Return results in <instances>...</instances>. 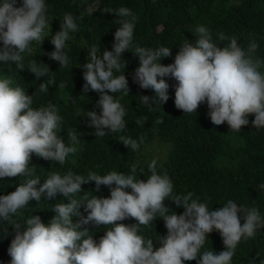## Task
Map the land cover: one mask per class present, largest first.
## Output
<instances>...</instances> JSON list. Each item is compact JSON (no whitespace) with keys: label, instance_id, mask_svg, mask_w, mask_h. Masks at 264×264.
Here are the masks:
<instances>
[{"label":"clouds","instance_id":"obj_1","mask_svg":"<svg viewBox=\"0 0 264 264\" xmlns=\"http://www.w3.org/2000/svg\"><path fill=\"white\" fill-rule=\"evenodd\" d=\"M45 0H0V61L12 62L19 70L25 69L24 54L33 51V41L41 43L50 34V21L47 16ZM115 15L121 26L114 33L112 50L105 49L100 55V47L92 45L88 50L87 63L83 64L82 92L90 90L99 94L96 111H84L88 127H94L95 137L119 133L126 129L124 117L126 110L114 94H129V83L122 69L127 61L122 54L129 49L139 58V66L134 70L133 81L142 89H151L154 96H140V104L152 110L159 102L169 100L170 85L165 77L177 81L174 104L183 113L197 112L206 103L207 115L214 125L225 122L230 131L240 132L242 126L249 124L248 116L254 114L252 121L256 129L264 128V59L254 57L259 45L253 38L247 48L238 43L235 36H218L223 47L213 40L208 27L197 25L194 28L195 41L187 38L179 46L174 62L161 63L162 58L172 56V48L159 46L155 49L133 46L134 28L138 17L127 7H120ZM89 14L91 10H89ZM71 12H66L60 31L51 38L54 50L47 53L49 59L67 67L65 52L70 32H77L78 25ZM47 29V33L45 30ZM27 70L35 74L37 80L49 74V67H40L35 60L28 63ZM115 73H120L115 75ZM9 78H0V178L26 177L15 190L0 196V221L6 222L14 230V238L8 247L10 264H231L238 243L255 238L257 231L264 228V217L255 207L242 210L237 203L228 200L221 208L212 210L206 202H199L192 192L173 194L170 177L159 174L157 161L148 165L147 179L137 177V169L131 173L115 170L107 174L89 171L87 176L71 170L65 174H51L40 184L34 177L36 166L31 164L32 155L64 165L69 154L77 152L79 143L77 129L68 130L69 144L64 142L62 133L63 118L56 105L34 108L33 95H28L19 86H10ZM55 84L50 77L39 85L40 92H47L49 85ZM60 88L65 87L61 82ZM146 119V117H145ZM142 125L143 120L135 121ZM119 141L126 147L137 151L144 143L130 136L121 135ZM31 165V167H30ZM144 170L141 169V172ZM95 182V191L107 186L110 196L89 197L91 191L84 192L80 199L82 185ZM264 189V183L259 185ZM131 189V192L125 189ZM61 194L68 203H55L51 210L55 215L45 225L38 215H32L25 223L13 217L19 210L29 205L31 200L40 201L42 195L54 199ZM171 200L184 211L177 214L165 206ZM84 205L86 216L79 208ZM171 210V211H170ZM243 211V224L238 213ZM80 219L73 223L72 216ZM160 217L167 234L159 237L162 246L154 250L153 240L145 239L140 226H148ZM132 218L137 223H120ZM106 226L105 234L97 242L86 225ZM216 230L222 237L225 250L216 254L212 250L201 252L206 238ZM7 236L8 228L3 229ZM264 264V261H261Z\"/></svg>","mask_w":264,"mask_h":264},{"label":"trees","instance_id":"obj_2","mask_svg":"<svg viewBox=\"0 0 264 264\" xmlns=\"http://www.w3.org/2000/svg\"><path fill=\"white\" fill-rule=\"evenodd\" d=\"M47 16L50 21V34L41 43L33 41L32 52H25V69L19 70L12 62L0 61V78H9L10 86L21 87L26 94L33 95V107L47 106L49 102L56 105L63 118L62 133L64 142L69 144L68 130L77 129L79 143L77 152L69 154L64 165L56 161L45 160L32 155L31 164L36 166L34 177L40 178L39 188L51 174L59 172L65 174L71 170L87 176L89 171L97 174H107L110 171L131 173L137 169L139 179H147L148 165L155 159L159 174H167L173 183V194H187L192 192L199 202H206L210 209L221 208L228 200L237 203L242 210L255 207L264 217V189L259 185L264 183V128L256 129L252 121L254 114L248 116L249 124L242 126L240 132L230 131L225 122L214 125L207 115V104H201L197 112L183 113L174 104L175 85L177 81L165 77L170 85L169 100L161 105L159 102L152 106V110L140 104V96H154L151 89H142L133 81L134 70L139 66V58L131 51L122 54L127 67L122 69L129 83V94L122 92L114 96L126 110L124 120L126 129L119 133H108L105 137H95L94 127H88L87 117L81 115L84 111L94 110L100 114L97 106L99 94L94 91L83 93L84 69L87 63L88 50L92 45L100 47V55L105 49L111 51L114 43V33L121 26L116 23L121 19L115 15L120 7L129 8L138 17L134 28L133 46L157 48L167 46L172 48V56L162 58L161 63L168 65L174 62L179 46L187 38L195 41L194 28L204 25L209 28L213 40L223 47L218 36H235L241 47L247 48L254 38L259 47L254 57L264 59V0H45ZM20 0H17L19 6ZM91 10L92 14H89ZM66 12H71L78 25L77 32H70V39L66 42L65 52L69 59L67 67H60L59 63L49 59L47 53L54 50L51 44L52 36L60 31V23ZM47 33V29L45 30ZM0 42V47H2ZM32 60L40 67H49V74L36 79L35 74L27 70ZM264 72V67L260 69ZM120 73H115L119 75ZM50 77L55 78V84L49 85L47 92H40L39 85L46 83ZM61 82L65 83L60 88ZM146 117V119H145ZM143 120L142 125L135 121ZM131 137L144 143L137 151L126 148L119 137ZM158 141L167 143L166 153L160 155L156 147L145 150V146ZM158 151V153H156ZM31 167V165H30ZM141 169L144 171L141 172ZM26 177L0 178V196L15 190ZM95 182L82 185L81 193L74 199L79 200L84 192L91 191L89 197L96 195L100 198L110 196L107 186L101 185L100 191H95ZM131 192V189H125ZM68 203L61 194L54 199L42 195L41 200H31L29 205L19 210L13 218L25 223L32 215L41 217L47 225L55 213L51 210L55 203ZM166 207L181 214L183 207H177L171 200L164 201ZM171 211V210H170ZM81 215L86 216L84 205L79 208ZM243 224V211L238 213ZM80 219L72 216L73 223ZM120 223L132 225L137 223L128 218ZM93 238L99 242L105 234L106 226L86 225ZM8 228L5 236L3 229ZM139 234L145 239H152L154 250L162 246L159 237L167 234L162 218L157 217L148 226H140ZM14 230L6 222L0 221V264H10L11 257L8 247L14 238ZM212 250L216 254L225 250L222 237L215 229L206 238L201 252ZM264 261V231L259 229L255 238L241 240L236 248L231 264H261ZM185 264H196V261H186Z\"/></svg>","mask_w":264,"mask_h":264},{"label":"rangeland","instance_id":"obj_3","mask_svg":"<svg viewBox=\"0 0 264 264\" xmlns=\"http://www.w3.org/2000/svg\"><path fill=\"white\" fill-rule=\"evenodd\" d=\"M165 146H168L167 143L161 142V144L158 143V141H154L148 145L145 146V150H150L151 148L156 147L160 153V155H164L166 153V149L164 148ZM158 151L156 153H158ZM261 230L264 231V228H261Z\"/></svg>","mask_w":264,"mask_h":264}]
</instances>
